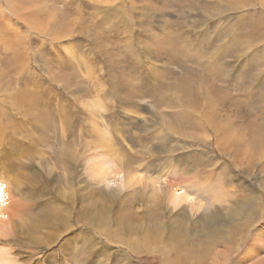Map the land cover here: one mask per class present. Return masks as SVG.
Listing matches in <instances>:
<instances>
[{
  "label": "rangeland",
  "instance_id": "1",
  "mask_svg": "<svg viewBox=\"0 0 264 264\" xmlns=\"http://www.w3.org/2000/svg\"><path fill=\"white\" fill-rule=\"evenodd\" d=\"M11 193L0 264H258L264 0H0Z\"/></svg>",
  "mask_w": 264,
  "mask_h": 264
},
{
  "label": "bare ground",
  "instance_id": "2",
  "mask_svg": "<svg viewBox=\"0 0 264 264\" xmlns=\"http://www.w3.org/2000/svg\"><path fill=\"white\" fill-rule=\"evenodd\" d=\"M210 87V86H209ZM216 93V92H215ZM190 99V98H188ZM192 99V98H191ZM193 105V104H192ZM46 120V119H45ZM105 140V142H108L106 138H103ZM103 163V162H102ZM99 164V163H98ZM102 165V164H101ZM100 168V167H99ZM104 169L102 168V170H100L99 173H103ZM134 173V172H133ZM104 174V173H103ZM135 176V175H134ZM131 181V180H130ZM129 182V180H128ZM172 186V185H171ZM11 192V191H10ZM19 194V192H18ZM7 206L9 207V209L5 210V213H0L1 216H5V219L7 221L3 222V219H0V226L3 224H11L12 220L16 217L19 216V214H24V208H22V202L18 199L15 198L14 194L11 193V200L7 202ZM253 211H250L248 217L250 218L252 215ZM254 213V212H253ZM21 216V215H20ZM252 219V218H251ZM4 226V225H3ZM250 246H252L253 250H258V251H264V227L263 228H259L257 231L254 232L252 238L250 239ZM248 245V246H249ZM249 246V247H250ZM250 249V248H249ZM252 250V252H253ZM2 252V251H1ZM0 252V258L6 260V256L4 254V251L1 253ZM7 252V251H6ZM249 252V251H248ZM251 252V253H252ZM258 253V252H257ZM253 255V253H252ZM254 256V255H253ZM260 256V255H259ZM258 256V257H259ZM9 263V262H8ZM258 264H264V258H262V260L260 262H258Z\"/></svg>",
  "mask_w": 264,
  "mask_h": 264
}]
</instances>
